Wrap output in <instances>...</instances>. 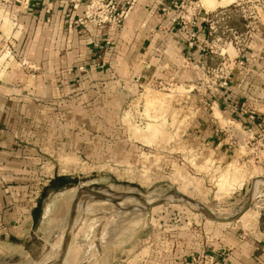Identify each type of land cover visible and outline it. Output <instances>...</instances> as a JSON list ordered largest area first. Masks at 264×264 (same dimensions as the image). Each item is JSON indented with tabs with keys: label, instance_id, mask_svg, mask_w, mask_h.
Here are the masks:
<instances>
[{
	"label": "rangeland",
	"instance_id": "374dc122",
	"mask_svg": "<svg viewBox=\"0 0 264 264\" xmlns=\"http://www.w3.org/2000/svg\"><path fill=\"white\" fill-rule=\"evenodd\" d=\"M4 1L10 8L5 10L2 30L9 36L0 46V66L11 70L26 64L14 49L21 12L46 2L51 17L60 4L71 5L65 0H20L19 5L16 0ZM222 1L231 4L240 28H245L244 18L257 23L264 16V0ZM198 2L206 6L217 0ZM255 24L251 35L257 31ZM240 40L234 39L235 47L241 46ZM206 82L197 89L180 84L148 88L123 106L119 120L97 121L91 116L88 122L76 121L78 129L71 140L61 139L67 146L71 141L72 148L51 159L55 181L40 208V215L47 212L48 217L35 228L37 237L10 235L0 228V264H60L74 204L71 244L61 264H111L121 256L120 250L101 245L137 243L132 259L142 263L152 252L160 257L164 243L171 241L215 245L221 252L231 237L264 240V123L256 119L262 124L258 133L252 124L244 127L241 121L247 113L236 105L227 107L221 93L215 88L211 93L212 85ZM211 101H217L220 110L213 109ZM83 143L86 150L75 152V146L81 149ZM89 191L108 194L119 204L92 201ZM82 192L86 193L76 201ZM150 199L167 202L148 209ZM249 200V211L231 223L211 220L202 211L229 219L238 216Z\"/></svg>",
	"mask_w": 264,
	"mask_h": 264
},
{
	"label": "crops",
	"instance_id": "0c3cea01",
	"mask_svg": "<svg viewBox=\"0 0 264 264\" xmlns=\"http://www.w3.org/2000/svg\"><path fill=\"white\" fill-rule=\"evenodd\" d=\"M129 1L132 10L122 27L97 34L91 24L77 23L83 7L74 11L60 4L49 17L45 2L21 12L14 49L26 64L11 70L0 66V228L10 235L36 236L35 228L48 217L47 212L40 215V208L55 181L51 159L72 148L71 141L67 146L61 139L71 140L78 129L74 123L91 116L119 120L123 106L148 88H202L229 56L236 64L220 98L227 107L250 112L245 118L256 133L258 121L264 123V16L257 23L244 18L245 28H240L231 4L201 5L200 15L208 19L200 21L190 49L187 31L161 11L163 0ZM7 16L0 7V46L9 36L2 30ZM236 35L241 36V52L234 45ZM233 50L235 56L229 54ZM211 102L220 110L217 101ZM75 147L77 153L86 150L84 143ZM235 239L228 238L221 252L215 245L167 242L160 257L152 252L142 263L132 259L137 243L101 248L121 251L111 264H264V240Z\"/></svg>",
	"mask_w": 264,
	"mask_h": 264
},
{
	"label": "built area",
	"instance_id": "2783aa9c",
	"mask_svg": "<svg viewBox=\"0 0 264 264\" xmlns=\"http://www.w3.org/2000/svg\"><path fill=\"white\" fill-rule=\"evenodd\" d=\"M15 2L18 5L21 4L20 0H16ZM64 2L70 4L75 11L81 7L84 8V15L78 19L77 23L80 25L91 24L95 34H97L98 30L102 31L106 27L121 28L128 19L133 6V2L129 0H65ZM0 7H4L6 10L10 8V5L4 0H0ZM161 11L169 17L173 23L179 24L187 31L188 46L192 49L197 37L200 21H207L208 19L201 17V6L198 0H163ZM12 20L16 26L17 17L15 16ZM211 30L214 31V28L212 27ZM240 38L241 36L239 35L234 37L236 41ZM236 48L239 52L242 51V45ZM234 63L235 60L232 61L228 56L227 59L223 61L220 69L209 76V80L206 83L212 85L210 88L211 93H213L212 88H215L214 91L218 94L220 90L228 87V80L233 71L232 67ZM219 74H221L220 78ZM250 119L253 120L254 117L250 116ZM259 126L262 127V124Z\"/></svg>",
	"mask_w": 264,
	"mask_h": 264
},
{
	"label": "water",
	"instance_id": "95a60500",
	"mask_svg": "<svg viewBox=\"0 0 264 264\" xmlns=\"http://www.w3.org/2000/svg\"><path fill=\"white\" fill-rule=\"evenodd\" d=\"M85 193L84 192L80 193L77 196L76 201L80 198L81 194H85ZM86 194H87V196L91 197L90 200H92V201L98 200V201L112 202L114 204L119 203V199L111 197L108 194H103L100 192H91V191L87 192ZM76 201H75V203H76ZM166 202H167V200L161 199L158 202H156L155 204L146 205V208L151 209V208L157 207L159 205H162ZM196 205L199 206L198 204H196ZM250 206H251V200L248 201L247 205L245 206V208L242 210V212L238 216L230 218V219L222 220V219H219L215 216H209L208 218H210L211 220H214L216 222H228V223L235 222V221L240 219L241 215H243L246 211H248L250 209ZM137 209L139 210V208H137ZM75 214H76V204L73 205L72 210H71V216H70V220H69V224H68V229L66 232V238H65V241L63 242L61 259L65 258L67 256L68 249H69V246L71 244V230L73 228Z\"/></svg>",
	"mask_w": 264,
	"mask_h": 264
},
{
	"label": "bare ground",
	"instance_id": "6f19581e",
	"mask_svg": "<svg viewBox=\"0 0 264 264\" xmlns=\"http://www.w3.org/2000/svg\"><path fill=\"white\" fill-rule=\"evenodd\" d=\"M131 195H132V194H131ZM176 196H179V197H181V198H184V197H182V195L179 194L178 192L176 193ZM178 199H179V198H178ZM176 200H177V199H176ZM183 202H186V203L188 202V203H189V200L184 199ZM110 203H112V202H110ZM155 203H156V201H155L154 199H150V201H148L146 205H152V204H155ZM193 203H194V202H193ZM193 203L190 202V206H191ZM112 204H114V203H112ZM115 204H117V203H115ZM118 204H119V203H118ZM194 204H195V203H194ZM79 205H80V204H79ZM190 208H191V207H190ZM202 211H203L204 215L207 216V218H208L209 216H212V215H210V213H209L210 210L208 211V210H206L205 208H203ZM248 211H249V210H248ZM246 212H247V211H246ZM246 212H245V213H246ZM245 213H244V214H245ZM244 214H243V215H244ZM200 215H201V214H200ZM243 215H241V217H242ZM241 217H240V218H241ZM229 219H230V218H229ZM222 220H226V219H222ZM220 223H228V222H220ZM61 255H62V252H61ZM61 255H60V256H61ZM62 258H63V257H62ZM63 259H64V258H63ZM63 259H61V257H60V260H59V261H60V262H59L60 264L63 262Z\"/></svg>",
	"mask_w": 264,
	"mask_h": 264
},
{
	"label": "trees",
	"instance_id": "16d2710c",
	"mask_svg": "<svg viewBox=\"0 0 264 264\" xmlns=\"http://www.w3.org/2000/svg\"><path fill=\"white\" fill-rule=\"evenodd\" d=\"M247 122H249V120L248 119H245L244 121H241V124L245 127V126H248L249 124H247ZM249 126H252L253 127V125H249Z\"/></svg>",
	"mask_w": 264,
	"mask_h": 264
}]
</instances>
